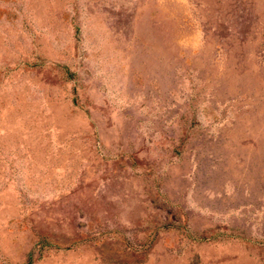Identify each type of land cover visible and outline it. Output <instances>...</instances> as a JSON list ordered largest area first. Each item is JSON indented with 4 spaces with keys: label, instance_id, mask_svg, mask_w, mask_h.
Returning a JSON list of instances; mask_svg holds the SVG:
<instances>
[{
    "label": "rangeland",
    "instance_id": "1",
    "mask_svg": "<svg viewBox=\"0 0 264 264\" xmlns=\"http://www.w3.org/2000/svg\"><path fill=\"white\" fill-rule=\"evenodd\" d=\"M0 264H264V0H0Z\"/></svg>",
    "mask_w": 264,
    "mask_h": 264
}]
</instances>
